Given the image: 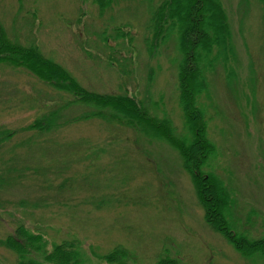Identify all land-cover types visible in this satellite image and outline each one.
I'll use <instances>...</instances> for the list:
<instances>
[{"label": "rangeland", "instance_id": "obj_1", "mask_svg": "<svg viewBox=\"0 0 264 264\" xmlns=\"http://www.w3.org/2000/svg\"><path fill=\"white\" fill-rule=\"evenodd\" d=\"M160 2L121 1L101 13L91 0H0V23L10 40L38 47L87 90L132 95L183 135L177 44L172 38L158 50L147 47L148 21ZM222 4L229 48L197 94L214 149L204 171L233 192L231 220L256 238L264 235V0ZM130 38L136 67L120 71L131 66L121 62ZM71 100L28 70L0 64L1 264L17 260L3 241L19 224L42 234L48 249L80 241L85 264H102L98 257L119 246L130 264L164 257L176 264H264L205 222L194 179L172 145L109 121L110 112L82 118L98 108ZM54 111L55 127L28 130Z\"/></svg>", "mask_w": 264, "mask_h": 264}, {"label": "trees", "instance_id": "obj_2", "mask_svg": "<svg viewBox=\"0 0 264 264\" xmlns=\"http://www.w3.org/2000/svg\"><path fill=\"white\" fill-rule=\"evenodd\" d=\"M91 1L103 13L114 4L128 0ZM147 28L150 29V35L146 45L150 49L158 50L172 38L177 44L180 55L177 86L186 134H176L171 120L166 116L160 118L151 114L149 109L132 95L103 94L87 90L64 67L46 58L38 47L23 46L10 40L1 23L0 64H10L28 70L58 91L69 94L72 97L71 104L98 108L99 111L84 115L82 118L96 116L107 118L109 115L102 113L110 112L113 120L109 121L130 128L149 139L167 141L182 158L183 169L194 179L195 192L200 197L202 206L204 205L205 222L220 231L244 257L250 258L258 254L264 263V235L254 238L247 234L248 232H240L236 228V222L230 217L234 206L233 192L222 185L214 175H209L213 173L212 171H204L214 149L206 141L207 125L197 94L207 85L205 72L215 70L217 63L222 66L223 53L229 48L230 31L222 0H161L150 16ZM122 31L123 29L117 27V36L123 35ZM126 33L129 36L130 30ZM101 40L107 43L108 37L103 33ZM132 41L130 38L127 45L129 52L121 61H128L131 66L125 67L122 64L120 71L129 72L136 67L137 52L134 53ZM149 54L151 55L150 51ZM121 62L109 55L108 63L115 69ZM56 117L57 111L51 112L43 119L27 126L28 130L46 132L56 126ZM1 136L5 137L4 134ZM0 186H4L2 181ZM3 243L16 252L17 260L14 264L86 263L81 253L80 241L76 239L61 241L51 244L48 249L42 234L34 233L22 224H19L14 234L8 235ZM98 259L102 264H130L132 256L125 248L119 246ZM157 264L176 262L164 257L160 258Z\"/></svg>", "mask_w": 264, "mask_h": 264}]
</instances>
